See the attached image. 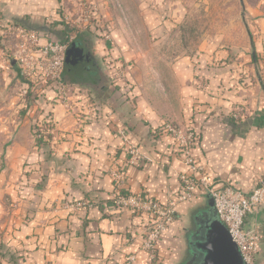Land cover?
I'll use <instances>...</instances> for the list:
<instances>
[{
  "label": "crops",
  "instance_id": "0c3cea01",
  "mask_svg": "<svg viewBox=\"0 0 264 264\" xmlns=\"http://www.w3.org/2000/svg\"><path fill=\"white\" fill-rule=\"evenodd\" d=\"M57 6L58 0H0V15L37 21L56 15ZM247 9L250 20L240 41L208 39L199 50L201 64L227 59L233 50H226L224 43L250 51L253 63L247 69L259 80L250 91L240 89L239 75L231 65L211 69L202 65L211 87L198 88L194 62L187 53L172 61V84L162 102L146 89L140 69L130 76L137 85L134 105L123 103L116 92L113 96L110 86L95 87V114L81 123L62 106L54 109L58 121L54 158L33 172L32 184L23 194L17 189L21 161L35 160L38 155L33 151L30 120H14L15 134L5 141L8 166L0 172V264H121L130 254L136 256L133 264H145L147 254L141 246L151 216L114 203L111 171L115 167L126 171L124 191L128 193L164 203L177 196L180 174L189 169L176 138L160 133L166 123H180L195 132L193 155L211 178L247 191L259 183L264 177V87L260 83L264 80V0L248 2ZM115 35L118 45L125 48L124 36L119 31ZM255 58L262 59V71L258 72ZM241 102L251 103L252 110L238 121L230 112ZM121 129L141 153L135 165L126 162L127 144L119 136ZM65 200L90 203L71 210L62 208ZM209 208V196L201 190L178 205L177 217L159 243L160 264L189 263L190 220ZM246 223L259 227L258 259L264 264V204L247 216Z\"/></svg>",
  "mask_w": 264,
  "mask_h": 264
},
{
  "label": "rangeland",
  "instance_id": "374dc122",
  "mask_svg": "<svg viewBox=\"0 0 264 264\" xmlns=\"http://www.w3.org/2000/svg\"><path fill=\"white\" fill-rule=\"evenodd\" d=\"M254 1L58 0L57 14L37 21L28 17L15 21L0 15V172L8 166L4 158L7 150L5 141L15 134L14 120H30L33 151L38 155L35 160L21 161L22 175L17 189L23 194L25 188L32 184L30 176L33 172L41 170L54 158L58 122L54 109L62 106L67 114L76 116L79 123L86 116L95 114L97 95L94 88L70 82L63 84L45 75L50 60V55L42 54L45 45L69 43L80 32L89 35L102 67L96 90L110 86L113 96L120 94L118 99L123 97V103L129 105H134L133 91L137 86L130 78L131 73L134 75V71L140 69L146 78V89L154 95L153 99L162 102L163 97L168 98L172 84V61L186 53L194 62V83L198 88L211 87V80L203 74L202 65L210 69L231 65L239 75L240 89L250 91L259 85V80L250 76L247 69L253 63L250 51L224 43L226 50H233L227 59L201 64L199 49L208 39L240 41L250 20L248 2ZM62 29H67L68 36L62 38L58 33ZM116 31L126 39L128 45L125 48L116 42ZM32 55L35 57L26 60V56ZM260 60L257 58L258 72L263 69ZM249 98L246 97L247 100ZM250 104L236 103L230 116L239 121L250 115ZM10 121H13L12 125H9ZM40 137L49 140L46 147L37 146V138ZM89 203L65 200L61 206L76 210Z\"/></svg>",
  "mask_w": 264,
  "mask_h": 264
},
{
  "label": "built area",
  "instance_id": "2783aa9c",
  "mask_svg": "<svg viewBox=\"0 0 264 264\" xmlns=\"http://www.w3.org/2000/svg\"><path fill=\"white\" fill-rule=\"evenodd\" d=\"M67 45V43L60 42L50 43L45 45L42 50V54L50 55L49 63L45 68V75L63 84L65 83L63 72ZM34 57V55L26 56V60ZM20 58L25 60L23 56ZM37 62L38 59L35 63ZM160 133L176 138L189 169L180 174L181 192L177 196L164 203L141 193H128L124 191L126 171L123 168H116L111 171L114 185L112 192L114 203L118 207H126L136 213L151 216L149 225L143 231L141 246L147 254L145 264L161 263L159 243L164 232L176 219L178 205L193 199L200 190L213 199L218 218L228 228L232 240L241 252L244 263L259 264V227L256 224L247 225L246 218L249 214L258 211L264 204V177L249 191L231 182L211 178L193 155L192 150L196 141V134L192 129L166 123L160 128ZM119 135L127 144V164H137L141 158L138 147L131 143L125 129H121ZM135 260V254H130L121 264H133Z\"/></svg>",
  "mask_w": 264,
  "mask_h": 264
},
{
  "label": "water",
  "instance_id": "95a60500",
  "mask_svg": "<svg viewBox=\"0 0 264 264\" xmlns=\"http://www.w3.org/2000/svg\"><path fill=\"white\" fill-rule=\"evenodd\" d=\"M79 42L80 40L71 42L64 61L65 70L75 74L85 71L87 64V61H78L70 57L72 49ZM13 63L15 64V61ZM209 204L210 208L200 212L197 216L202 220L201 227H203V232L199 233V231H196L191 236V253L193 255L192 260L188 264H245L228 228L218 218L214 201L210 196ZM197 258L199 261L194 263Z\"/></svg>",
  "mask_w": 264,
  "mask_h": 264
},
{
  "label": "flooded vegetation",
  "instance_id": "af4514ba",
  "mask_svg": "<svg viewBox=\"0 0 264 264\" xmlns=\"http://www.w3.org/2000/svg\"><path fill=\"white\" fill-rule=\"evenodd\" d=\"M80 40L71 51L70 57L72 59H77L78 61L86 62L85 71L82 73H71L70 71H66L64 68L63 72V80L67 78V82L69 81L71 84L79 85L80 87L88 86L90 88H95L97 82L100 81L102 75V67L99 63V60L96 57V53L94 51L93 43L91 37L86 33H79L74 39H72L69 43H67V49L72 41ZM81 43V44H80ZM66 49V52H67ZM65 52V57H66ZM66 77V78H65ZM66 82V81H65ZM199 214V213H198ZM195 215L191 220L188 228L189 237L199 231V233L203 232V227H201L202 220L200 217ZM202 236V234H201ZM192 246V245H190ZM192 255L190 256V261L192 260ZM189 261V263H190ZM199 259L197 258L194 263L198 262Z\"/></svg>",
  "mask_w": 264,
  "mask_h": 264
},
{
  "label": "trees",
  "instance_id": "16d2710c",
  "mask_svg": "<svg viewBox=\"0 0 264 264\" xmlns=\"http://www.w3.org/2000/svg\"><path fill=\"white\" fill-rule=\"evenodd\" d=\"M67 32H68L67 29H62V31H59L58 33H60L62 35V38H63L64 36H68V35H66ZM255 59H257V58H255ZM65 81L67 82V78L65 79ZM262 85L264 87V83H262ZM48 144H49V140H46L43 137L37 138V146L38 147H40V148L46 147Z\"/></svg>",
  "mask_w": 264,
  "mask_h": 264
}]
</instances>
